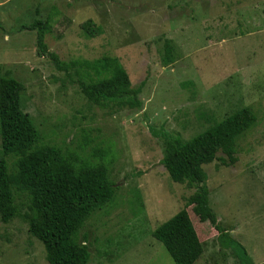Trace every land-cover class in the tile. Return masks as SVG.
Returning a JSON list of instances; mask_svg holds the SVG:
<instances>
[{"label":"rangeland","instance_id":"rangeland-1","mask_svg":"<svg viewBox=\"0 0 264 264\" xmlns=\"http://www.w3.org/2000/svg\"><path fill=\"white\" fill-rule=\"evenodd\" d=\"M36 18L49 22L45 43L62 62L117 59L140 87L141 108L101 103L82 69L59 71L39 56L36 32L21 29ZM0 73L23 84L20 107L38 146L108 170L113 198L77 234L87 264H174L152 232L195 189L169 178L158 133L188 140L249 108L256 121L236 138L233 162L219 153L227 164L203 168L220 226L252 264H264V0H0ZM14 162L7 158L10 171ZM16 204L19 215L0 221V264H48L23 218L25 195ZM199 207H187L203 244L194 264H239Z\"/></svg>","mask_w":264,"mask_h":264},{"label":"trees","instance_id":"trees-1","mask_svg":"<svg viewBox=\"0 0 264 264\" xmlns=\"http://www.w3.org/2000/svg\"><path fill=\"white\" fill-rule=\"evenodd\" d=\"M21 29L36 32L38 55L47 57L59 71L76 68L84 71L89 87L101 103L129 108H141L139 88H132L128 75L115 58L102 57L94 61L62 62L49 51L45 35L50 30L47 20L36 18ZM85 33L96 35L92 29ZM169 41L165 42V64L171 63ZM21 82L0 73V221L9 223L19 215L16 196L26 197L23 214L28 232L44 248L48 264H87L88 245L79 242L77 234L86 220L108 204L114 195V185L103 165L78 164L57 147L38 146V134L27 113L20 107ZM249 108H242L202 133L188 140L178 134L160 131L163 142L164 166L169 178L178 184L194 188L185 206L160 224L152 237L164 247L174 264H194L203 254V244L192 221L188 206L199 202L202 214L218 234L224 248L231 249L239 264H252L244 247L230 237L217 221L209 206V190L204 166L220 159L219 153L232 163L236 138L255 123ZM8 157H14V169L9 170ZM197 215V213H196ZM195 215V216H196Z\"/></svg>","mask_w":264,"mask_h":264}]
</instances>
